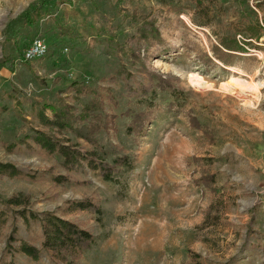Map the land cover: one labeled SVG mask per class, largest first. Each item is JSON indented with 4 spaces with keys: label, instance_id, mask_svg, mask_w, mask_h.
<instances>
[{
    "label": "rangeland",
    "instance_id": "1",
    "mask_svg": "<svg viewBox=\"0 0 264 264\" xmlns=\"http://www.w3.org/2000/svg\"><path fill=\"white\" fill-rule=\"evenodd\" d=\"M195 1L0 0V164L38 174L21 178L0 168V204L20 202L8 203L0 258L12 226L39 246L38 221L27 225L17 213L24 209L39 218L54 214L92 236L71 264H186L195 255L202 264H264V27L229 66L211 49L222 35L240 39L241 21L262 24L264 0ZM34 9L41 16L30 24ZM81 21L100 34L83 36ZM149 21L159 39L142 36ZM35 40L47 50L30 60ZM156 74L178 91L158 89ZM231 77L238 80L227 85ZM74 81L108 88L113 97L97 111L110 122L95 127L96 145L36 117L58 97L80 109L69 89ZM149 112L139 131L129 130L135 116ZM39 131L93 150L98 161L127 155L133 165L115 167L118 183L86 162L68 168L61 154L29 138ZM207 176L214 178L209 187L199 183ZM83 200L87 209L73 207ZM37 264L61 263L42 255Z\"/></svg>",
    "mask_w": 264,
    "mask_h": 264
},
{
    "label": "trees",
    "instance_id": "2",
    "mask_svg": "<svg viewBox=\"0 0 264 264\" xmlns=\"http://www.w3.org/2000/svg\"><path fill=\"white\" fill-rule=\"evenodd\" d=\"M196 5H202L203 0H196ZM39 9V8H38ZM38 9H34L32 13L27 14L26 22L32 24L34 20L41 16V13ZM243 20V19H242ZM146 29L142 31V36L145 38L159 39L160 35L158 29L155 27L153 21L144 23ZM142 25V26H143ZM198 27H204L206 22H197L195 24ZM241 28L238 30L240 39L236 38L234 34L222 35L218 38V46H212V53L215 59L219 60L223 65H231V58L234 55H239V53H246L249 46H252L250 43L252 39L258 40L260 38V32L262 27H264V22L259 23L257 19L247 22V20L240 22ZM144 27V26H143ZM80 30L83 36L86 37H95L100 34L101 29L86 21H81ZM63 33L69 34L71 31L69 28L62 29ZM236 53V54H235ZM136 59L137 56L134 54ZM208 61H211L208 59ZM145 71V70H143ZM145 73L149 74L153 79L152 72L146 71ZM157 78V87L158 89L171 90L172 93H176L178 90L171 88L168 79H164L160 74H156ZM73 91V97L78 102L81 103V107L73 108L66 98H57L56 102L47 103L42 105L37 113L36 117L38 121L48 127L57 128L62 130L68 128L75 135L85 139L89 143L97 144V140H94L93 131L95 127L101 126L105 127L110 122V117L104 118L102 115H99L97 111H102L104 106L103 102L105 99L112 100L111 92L106 93L109 89H104L102 87L92 88L87 85L85 81H74L69 87ZM141 90L144 93L148 92V86H141ZM83 96H88V100L81 102L80 98ZM115 102V101H114ZM49 108L51 111V116L46 114V109ZM151 118V113H146L143 115H137L134 117V125L129 127V130L132 132L140 130L145 122L149 121ZM77 121H83L84 125L75 124ZM198 126L199 124L196 121L193 124ZM65 130V129H64ZM29 138L34 139V141L39 145L42 151L46 153L58 152L64 157V164L68 168L79 169L82 167L83 162H86L90 169H98L102 177L107 181H113L118 183L117 178L115 177V167L117 166H128L133 165L134 159L130 158L127 155H121L114 159V164H109L106 161H98L97 154L91 151H78L71 146H65L60 143L58 139H55L45 132H37L36 134H31ZM95 138V137H94ZM16 142V143H15ZM13 145H17L19 141H15ZM1 170L4 173L21 178H35L37 173H23L14 165L0 164ZM54 179L58 182L62 181L60 176H55ZM214 182L213 176L201 177L199 183L205 187H209ZM18 205L20 202L14 200H9L1 202L0 207V234L2 226L8 221V203ZM87 201L75 202L76 205L74 208L78 209H87L90 204H87ZM17 213L22 215L23 219L29 225L30 220H37L40 237H39V246H35L32 242H28L25 239H22L17 236V229L15 226H12V230L7 236L6 246L2 257L0 258V264H37L41 259L42 255H45L50 260L63 263L71 264L76 257V254L79 249H83L92 243V236L83 228L75 225L68 220L59 218L54 214L44 215L40 218L37 217L34 213L26 210H20ZM30 216L31 218L27 217ZM20 255L22 259L17 260V255ZM186 264H202L201 260L197 256L191 258V262Z\"/></svg>",
    "mask_w": 264,
    "mask_h": 264
},
{
    "label": "built area",
    "instance_id": "3",
    "mask_svg": "<svg viewBox=\"0 0 264 264\" xmlns=\"http://www.w3.org/2000/svg\"><path fill=\"white\" fill-rule=\"evenodd\" d=\"M46 44L41 40H35V44L31 45L26 52V58L34 60L35 58L42 56L46 52Z\"/></svg>",
    "mask_w": 264,
    "mask_h": 264
},
{
    "label": "bare ground",
    "instance_id": "4",
    "mask_svg": "<svg viewBox=\"0 0 264 264\" xmlns=\"http://www.w3.org/2000/svg\"><path fill=\"white\" fill-rule=\"evenodd\" d=\"M237 80H238V79H237L236 77H231V78H230V82L227 83V85H230V83L232 84V83L236 82Z\"/></svg>",
    "mask_w": 264,
    "mask_h": 264
}]
</instances>
